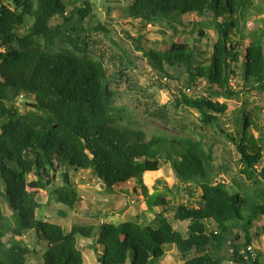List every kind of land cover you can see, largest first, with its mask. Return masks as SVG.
<instances>
[{
	"label": "trees",
	"instance_id": "16d2710c",
	"mask_svg": "<svg viewBox=\"0 0 264 264\" xmlns=\"http://www.w3.org/2000/svg\"><path fill=\"white\" fill-rule=\"evenodd\" d=\"M122 1L130 2L122 16L144 21V26L162 19L188 28L195 15L201 26L214 30L216 39L210 46L193 36L190 43L167 44L162 57L141 44V34L132 39L157 77L174 80L185 89L199 80L206 86L194 97L180 93L172 110L165 104L159 107L154 96L141 88L128 87V100L144 99V112L168 127L192 111L193 129L199 134L147 139L143 131L122 123L124 111L116 101L124 91L120 84L115 91L110 84L116 76L125 77L126 69L121 57H115L116 70L108 66L105 53L92 49L91 35L105 30L98 26L92 0H0V264H26L31 251L20 238L31 231L47 244L39 264H84L77 241L88 239L93 225H73L67 231L33 214L42 204L27 190L26 177L33 174L43 188L49 169L56 173L57 168L71 173L89 170L111 189L133 180L150 210L162 209L150 212L155 225L102 224L98 264L127 260L157 264L159 259L160 264H223L225 260L236 264L243 252L248 256L245 264H259L246 251L253 246L251 220H245L240 208L252 211L264 206V128L252 124L251 116L259 120L254 108L228 112V105L217 99L236 96L234 86L264 92V35L243 33L241 40L237 38L241 21L250 16L255 2L264 5V0ZM173 32L176 35L177 28ZM22 96L32 97L33 104L23 102L20 114L17 102ZM157 145L178 184L170 199L161 193L148 195L143 178L159 170L160 159L149 154ZM219 172L234 178L229 183L217 181L214 176ZM63 180L66 187L54 194L61 193L65 203L69 196L80 203L75 192L68 193L69 173H63ZM245 182L254 184L250 193L243 188ZM180 185H192L193 190ZM172 204L176 206L173 221L164 213ZM240 233L244 237L239 242ZM169 246L175 255L165 251Z\"/></svg>",
	"mask_w": 264,
	"mask_h": 264
},
{
	"label": "rangeland",
	"instance_id": "374dc122",
	"mask_svg": "<svg viewBox=\"0 0 264 264\" xmlns=\"http://www.w3.org/2000/svg\"><path fill=\"white\" fill-rule=\"evenodd\" d=\"M94 3V14L99 22L98 26L104 27L105 30H99L97 33H93L92 49L94 52L105 53L109 57L108 66H113L116 70L119 69L118 64L115 62V57L122 58L125 67V77L121 80L116 76L115 80L110 84V89L116 90L120 84V88L124 91L116 101V106L123 109L124 118L122 123L130 128L143 131L147 139L152 135L167 136L171 138H184L194 137L199 134L194 130L196 123V115L191 112H185L177 122H173L171 127L164 125L152 119L144 109L146 108L144 99L138 101L128 100V90H133L134 87L141 88L142 90H148L150 94L154 96L155 103L160 107L166 105L169 110H172L175 101L179 99L180 93H185L190 97L197 96L199 93H203L206 86V82L199 80L195 82V87L185 89L181 87V84L172 80L165 81L164 78L157 77L154 74L153 69L149 67L147 62L142 56L141 52H137L135 43L132 39H136L139 34L144 36L141 44L150 49L151 51L158 53L161 57L166 51L171 42H185L190 43L193 36H199L203 43H207L209 46L215 41L216 35L214 30L209 26H201L200 18L193 15L192 21L188 28L183 26H171L167 21L158 19L151 24H145L144 21L131 20L125 16H122L123 10L130 5L129 1L122 0H92ZM255 9L250 16L244 21H241L240 32L237 33L238 40H241V35L246 33L250 37L253 32H258L259 35H264V5L255 2ZM111 10L109 17L107 9ZM159 15V14H158ZM144 27H143V26ZM96 26V27H98ZM145 28V29H144ZM177 28V34L175 35L173 29ZM201 30V32H199ZM137 43V41H136ZM248 41H245V45ZM165 45V46H164ZM205 51L209 50L204 49ZM95 56V54H94ZM93 56V57H94ZM241 58H243V50H241ZM114 72V70H111ZM169 73H172L170 70ZM185 77V76H184ZM183 77V78H184ZM181 78V80H183ZM128 79V84L124 81ZM234 80L231 81L233 85ZM169 85H166V84ZM151 84V89L147 87ZM237 85H241L237 81ZM209 89V88H208ZM236 96L233 97H220L217 101H224L229 111L243 108L245 112H250L251 109H255L259 114V120L254 117L251 118V122L257 129L264 128V92L253 91L250 92L248 88L244 86L236 87ZM134 91V90H133ZM132 96H136L132 93ZM26 102L33 104V98L29 96H22L17 102L19 113H24L22 103ZM150 111V109H149ZM251 126L253 134L256 136L257 131L254 130V126ZM197 138V137H196ZM217 155L220 154L218 150ZM151 158H159V170L155 173L144 174V182L148 190V195H154L161 193L166 199H170L172 192L178 187L177 180L175 179L169 165L162 158V148L160 145L154 146L149 150ZM264 158V148L262 151ZM236 157V154H233ZM264 162V160H263ZM69 173L71 183L68 186V193H76V197L81 199V202L73 201L72 196L68 197V203L60 200L61 193L54 194V190H58L61 187H66L63 180V173ZM231 178H234L233 174L223 177L219 172V176H214L217 181L228 182ZM27 190L35 194V200L41 203V208L36 211L34 217L46 219L48 223L61 226L65 230H69L73 225H93L94 231L88 239L79 238L77 247L82 252L84 264H98V257L101 254L102 247L98 245L97 239L99 236V229L102 224L119 225L124 222H145L155 225L153 216L150 212H159L162 209L160 207H154L152 210L149 208V203L146 198L141 195L140 189L136 183L132 180L121 184L114 188L118 194L108 195L99 189L101 181L95 179L93 174L89 171H78L71 173V171H65L62 168H57L56 173L52 170L48 171V178L43 188H40L36 182L33 174L26 177ZM167 188L166 191L164 188ZM183 189H192V185H180ZM246 187L247 192H251L254 188V184L244 183L243 188ZM3 186L0 184V192H2ZM170 191V193H169ZM180 203L182 205L187 204L185 192L180 194ZM73 198V197H72ZM191 201L196 199L191 198ZM176 206L172 204L170 209L166 210L165 215L172 220V212L175 211ZM150 210V211H149ZM5 214L11 216L9 208L3 206ZM122 213L119 215L118 212ZM245 220L250 223V234L253 240V250L255 257L259 264H264V206L258 207L257 210H248L247 208H240ZM177 227V224L172 223ZM184 226V225H182ZM243 233L239 234L238 241L243 240ZM20 240H22L29 247L31 253L26 257V264H39L42 262V254L44 253L47 244L38 240L36 234L31 231L25 233ZM9 243V241H6ZM165 251L168 254L175 255V249L171 246L166 247ZM98 252V253H97ZM162 259H159L157 264H160ZM126 264H129L127 260ZM223 264H233L227 260L223 261Z\"/></svg>",
	"mask_w": 264,
	"mask_h": 264
},
{
	"label": "built area",
	"instance_id": "2783aa9c",
	"mask_svg": "<svg viewBox=\"0 0 264 264\" xmlns=\"http://www.w3.org/2000/svg\"><path fill=\"white\" fill-rule=\"evenodd\" d=\"M246 251L250 254L251 258H253V259L255 258V254L253 252V249L250 246L247 247ZM247 259H248V256L246 255V252H243V256H242L241 262L240 263H236V264H245Z\"/></svg>",
	"mask_w": 264,
	"mask_h": 264
},
{
	"label": "water",
	"instance_id": "95a60500",
	"mask_svg": "<svg viewBox=\"0 0 264 264\" xmlns=\"http://www.w3.org/2000/svg\"><path fill=\"white\" fill-rule=\"evenodd\" d=\"M99 189L102 190V191H104L105 194H108V195L118 194L114 189H111V188L105 186L103 183H100ZM121 213H122V211L121 212H118L119 215Z\"/></svg>",
	"mask_w": 264,
	"mask_h": 264
},
{
	"label": "crops",
	"instance_id": "0c3cea01",
	"mask_svg": "<svg viewBox=\"0 0 264 264\" xmlns=\"http://www.w3.org/2000/svg\"><path fill=\"white\" fill-rule=\"evenodd\" d=\"M175 252V251H174Z\"/></svg>",
	"mask_w": 264,
	"mask_h": 264
}]
</instances>
